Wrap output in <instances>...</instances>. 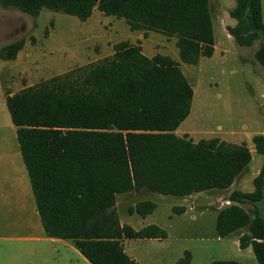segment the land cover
<instances>
[{
	"label": "trees",
	"instance_id": "1",
	"mask_svg": "<svg viewBox=\"0 0 264 264\" xmlns=\"http://www.w3.org/2000/svg\"><path fill=\"white\" fill-rule=\"evenodd\" d=\"M229 35L240 47L259 41L255 60L264 67L262 0H235ZM4 9L32 17L48 10L87 20L94 10L125 19L131 31L177 39L180 61L197 65L215 52L209 0H0ZM18 40L0 49V59H17ZM194 89L169 55L147 57L141 44L123 41L113 55L10 95L6 106L20 147L37 211L50 238L72 241L91 264H138L125 240H166L157 225L140 230L121 224L116 197L143 189L166 197L226 190L252 161L247 144L219 138L193 142L175 131L188 118ZM264 155V135L252 138ZM254 191H233L232 205L217 216L216 232L226 238L247 229L240 249L251 247L264 264V166ZM244 205L253 209L246 210ZM157 208L146 200L128 209L142 218ZM185 207H174L183 214ZM185 251L176 264H191ZM213 264H242L214 261Z\"/></svg>",
	"mask_w": 264,
	"mask_h": 264
},
{
	"label": "rangeland",
	"instance_id": "2",
	"mask_svg": "<svg viewBox=\"0 0 264 264\" xmlns=\"http://www.w3.org/2000/svg\"><path fill=\"white\" fill-rule=\"evenodd\" d=\"M235 5V0H210L217 49L212 58L202 57L197 65L180 61L175 38L151 31H131L125 19L105 16L98 10L83 21L48 10L35 18L18 10L0 7L12 12L0 13V49L18 40L25 41V47L17 59L0 60V264H20V257H15V252L20 253V247L25 245L20 238L28 231L27 223L32 217L29 208L32 201L26 196L29 178H25V166L18 154L16 128L6 106V93L13 95L26 87L109 57L113 55L114 45L120 42L139 43L141 40L143 53L147 57L163 54L177 61L194 89L190 115L176 130V136L183 137V133L188 132V138L196 143L213 138L243 139L254 147L253 136L264 132V67L254 58L259 41L252 47H240L234 40L226 38L218 26L220 15L228 21L227 10ZM263 166L264 155L254 151L252 161L241 174L242 191H254V177ZM146 191L142 196L131 197L118 208L121 222H130L140 228L144 218L131 215L128 208L141 201H153L159 205L155 217L168 226L173 247L183 244L194 248L198 259L203 257L204 251L195 247L198 239L205 238L209 240L210 250L216 258L249 262L239 256L241 254L232 238L222 243L213 240L215 232L212 230L211 215L198 217L194 222L188 215L189 226L181 233L179 219H169L168 216L173 214L171 207L185 205L184 200ZM244 208L249 211L253 209L250 205H244ZM146 222H152V214ZM202 234L203 237L200 236ZM132 242L139 243L147 262L152 261L151 242ZM60 258L62 261L70 259L63 255Z\"/></svg>",
	"mask_w": 264,
	"mask_h": 264
},
{
	"label": "crops",
	"instance_id": "3",
	"mask_svg": "<svg viewBox=\"0 0 264 264\" xmlns=\"http://www.w3.org/2000/svg\"><path fill=\"white\" fill-rule=\"evenodd\" d=\"M209 4H210V0H209ZM1 8H3V7H1ZM232 9L233 8L231 6V8H228V10H227L228 15H226V16L228 18V21L224 20L223 15H220V24L217 22V25L219 24L218 26L220 27V30H222L226 34V38L234 40L229 35V33L227 31L228 27H234L237 24L236 20L233 19L229 14ZM6 10H8V9H6ZM14 10H16V9H14ZM210 10H211V6H210ZM262 10H263V20H264V0H262ZM0 13L6 14V13H12V12H7V11L0 9ZM94 13H95V10L93 12V15H94ZM211 14H212V12H211ZM212 20H213V14H212ZM2 21H4V20H2ZM213 30H214V36H215V46H214V48H215L214 55H215L216 49H217V39H216V34H215L214 21H213ZM154 33H156V32H154ZM172 38H174V37H172ZM139 39H141V38H139ZM140 41L141 40H139V43L141 44ZM176 41H177V39H176ZM133 44H137V43H133ZM175 45H176V42H175ZM6 46H3V48ZM141 47H142V45H141ZM156 51L159 52V50H156ZM163 53H165V52H163ZM155 55H157V54H153L152 57H154ZM5 98H6V95H5ZM263 134H264V132L262 133V135ZM183 135H188V132H184ZM230 135L233 136L232 133ZM219 139L221 141H225L226 143H229V144H235V145H241L243 143L247 144V142L243 139H240V140H234L233 138H219ZM247 146L253 154L254 153V147H251L248 144H247ZM18 154L21 155L20 147H18ZM21 158H22V156H21ZM259 172H258V174H259ZM24 173L23 174L25 175V178L27 180L28 173H27L26 167L24 169ZM241 174L237 177L234 184L226 190H210V191L194 194V195H191L188 197H182V199L185 202V205L178 206V207H185L186 211L183 214H180V215L171 214L168 217H169V219H174V218L179 219L180 224H182L181 233H183V230L187 229L189 226L187 224V216L188 215L190 216V219L193 222L196 221L198 219V217L204 216L206 214L211 215L212 216V230L214 229V232H215V238L213 240H216L218 243H220V242L222 243L223 240H226L228 238H232L233 242L235 243V245L238 248V252L241 254L239 256H241L242 258L247 259L249 261L247 263H242V264H258L251 247H248L246 249H240V247H239V239L243 234H245L247 232V229H242V230L236 231L226 238H220L216 232V220H217L218 213L222 209L232 205V202L230 201L231 193L233 191H240L243 193H247V192L242 191L240 188L242 186V183H243V179H241ZM28 178H29V176H28ZM27 186H28V190L26 189V193L28 191V194H26V196H29L30 201H32V205L29 207L30 210H32V217L30 220H28V223H27L28 231L26 232L24 237L20 238L21 242H23L25 245L23 247H20L21 248L20 253L15 252V257H20V260H19L20 264H91L81 254V252L77 249V247L75 246V244L72 241H67V240H62V239H57V238H50L46 235L44 227H43L41 219H40V216H39L38 211H37L35 197H34V194H33L32 188H31V184H30V179H29V185H27ZM31 193H32V195H31ZM146 193H147L146 189H143L139 192H130V193H126V194L117 195V197H116L117 213H118V208L121 205L126 204L127 201L131 197H135L138 195L142 196ZM179 198H181V197H179ZM228 202H229V204H227ZM134 205H132V206H134ZM156 205H157V208L152 213V222H149V223L146 222L147 218L150 216L149 215L146 218H144V223L142 224V226L140 228L134 226L130 222H128V223L127 222L124 223L121 221L120 222H121V224L130 225L136 230H140V229H142L148 225H157L160 228L165 229L168 232V238L166 240H157V239H149L148 240L152 244V261H149V262H147L144 259L146 256L144 255L142 248L139 247V243H134V242H132L133 240H125L123 242L124 249L130 258L135 260L138 264H176V262L179 260V258L182 257L183 253L185 251H189L192 254L191 264H213L214 261H226V260L221 259V258H216V256L214 255V252L212 250H210L211 245L208 242L209 240H206L205 238L198 239L199 243L195 247V249H199L202 252L204 251L203 257L201 256L198 259H196L194 248H190V247L183 245V244H179L176 247H173L172 243L170 241L172 238L171 231L169 230L168 226L160 223L161 221L158 217H155V214L158 212V209H159V205L157 203H156ZM132 206H130V207H132ZM175 207H177V206H175ZM173 208L174 207H171V209H170L171 213H173L172 212ZM118 215H119V213H118ZM211 234H213V231ZM200 236L203 237V234ZM223 251H225L224 248H223ZM61 255H63L64 257H70V259L68 261H62V258H60ZM239 263H241V262H239Z\"/></svg>",
	"mask_w": 264,
	"mask_h": 264
},
{
	"label": "built area",
	"instance_id": "4",
	"mask_svg": "<svg viewBox=\"0 0 264 264\" xmlns=\"http://www.w3.org/2000/svg\"><path fill=\"white\" fill-rule=\"evenodd\" d=\"M227 204H229V202Z\"/></svg>",
	"mask_w": 264,
	"mask_h": 264
}]
</instances>
